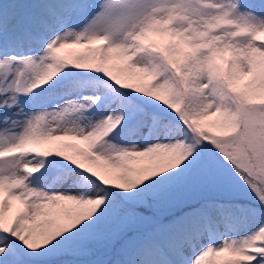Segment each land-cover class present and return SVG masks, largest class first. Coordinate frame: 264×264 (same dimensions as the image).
I'll use <instances>...</instances> for the list:
<instances>
[{"label":"snow or ice","instance_id":"snow-or-ice-1","mask_svg":"<svg viewBox=\"0 0 264 264\" xmlns=\"http://www.w3.org/2000/svg\"><path fill=\"white\" fill-rule=\"evenodd\" d=\"M0 264H264V0H0Z\"/></svg>","mask_w":264,"mask_h":264},{"label":"rangeland","instance_id":"rangeland-1","mask_svg":"<svg viewBox=\"0 0 264 264\" xmlns=\"http://www.w3.org/2000/svg\"><path fill=\"white\" fill-rule=\"evenodd\" d=\"M72 50H77V49H72ZM65 143H72V142H65ZM79 146H81V147H82V145H79Z\"/></svg>","mask_w":264,"mask_h":264},{"label":"trees","instance_id":"trees-1","mask_svg":"<svg viewBox=\"0 0 264 264\" xmlns=\"http://www.w3.org/2000/svg\"><path fill=\"white\" fill-rule=\"evenodd\" d=\"M69 154H71V153H69ZM248 195L251 196L252 194L249 192ZM253 199H254V198H253Z\"/></svg>","mask_w":264,"mask_h":264}]
</instances>
